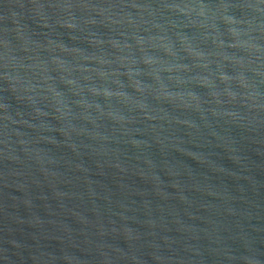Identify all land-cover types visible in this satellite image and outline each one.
I'll use <instances>...</instances> for the list:
<instances>
[{
	"label": "water",
	"instance_id": "95a60500",
	"mask_svg": "<svg viewBox=\"0 0 264 264\" xmlns=\"http://www.w3.org/2000/svg\"><path fill=\"white\" fill-rule=\"evenodd\" d=\"M0 264H264V0H0Z\"/></svg>",
	"mask_w": 264,
	"mask_h": 264
}]
</instances>
